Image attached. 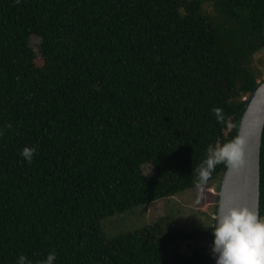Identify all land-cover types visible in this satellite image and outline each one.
Here are the masks:
<instances>
[{
	"label": "trees",
	"instance_id": "trees-1",
	"mask_svg": "<svg viewBox=\"0 0 264 264\" xmlns=\"http://www.w3.org/2000/svg\"><path fill=\"white\" fill-rule=\"evenodd\" d=\"M263 50L264 0H0V264H214L217 195L206 225L103 224L219 189L226 164L198 169L236 140Z\"/></svg>",
	"mask_w": 264,
	"mask_h": 264
},
{
	"label": "clouds",
	"instance_id": "clouds-1",
	"mask_svg": "<svg viewBox=\"0 0 264 264\" xmlns=\"http://www.w3.org/2000/svg\"><path fill=\"white\" fill-rule=\"evenodd\" d=\"M217 122H223V110L215 108ZM35 149L25 147L21 156L31 163ZM239 141L215 146L209 145L207 157L198 169V179L206 183L218 164L234 167L238 161ZM176 219V218H175ZM174 220V219H173ZM211 254L215 264H264V217L247 207H229L218 215ZM56 255L49 253L40 264H55ZM17 264H28L26 257L20 256Z\"/></svg>",
	"mask_w": 264,
	"mask_h": 264
},
{
	"label": "water",
	"instance_id": "water-1",
	"mask_svg": "<svg viewBox=\"0 0 264 264\" xmlns=\"http://www.w3.org/2000/svg\"><path fill=\"white\" fill-rule=\"evenodd\" d=\"M263 133L264 81L246 99L236 137L239 141L238 161L234 167L227 165L220 180L214 228L218 215L229 207H247L259 213Z\"/></svg>",
	"mask_w": 264,
	"mask_h": 264
},
{
	"label": "rangeland",
	"instance_id": "rangeland-1",
	"mask_svg": "<svg viewBox=\"0 0 264 264\" xmlns=\"http://www.w3.org/2000/svg\"><path fill=\"white\" fill-rule=\"evenodd\" d=\"M35 45V41H33ZM257 65L264 70V50L256 55ZM232 124L222 132V141L232 140ZM218 183L186 191L183 194L160 200L149 206H140L123 215L105 220L103 231L107 237L136 232L142 228L154 225L161 217L174 219L178 226L191 228L194 221L199 225L208 223V215H213L215 197L218 193ZM176 218V219H175ZM195 225V223H194Z\"/></svg>",
	"mask_w": 264,
	"mask_h": 264
}]
</instances>
